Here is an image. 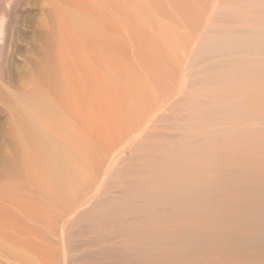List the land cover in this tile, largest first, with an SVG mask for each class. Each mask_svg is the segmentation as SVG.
I'll list each match as a JSON object with an SVG mask.
<instances>
[{
  "label": "rangeland",
  "instance_id": "rangeland-1",
  "mask_svg": "<svg viewBox=\"0 0 264 264\" xmlns=\"http://www.w3.org/2000/svg\"><path fill=\"white\" fill-rule=\"evenodd\" d=\"M233 1L242 0H0V253L4 264H87L86 256L97 248L91 245L88 221L78 222L79 213L91 207L95 197L118 194V188L107 184L109 180H123L126 174L119 170L139 162L129 157L148 152L128 145V134L125 137L122 131L126 130L117 123L127 127L136 116L142 125L147 116L146 127L136 128L145 143L174 133L172 122L163 116L185 95H193V81L201 74L197 68L202 65L200 47L205 45L201 44L220 26L219 16L237 7ZM156 77L163 80L157 84ZM122 107L134 113L125 117L127 113L117 112ZM129 116L132 120L126 121ZM131 125L127 130L133 126L130 131H136L138 125ZM106 135L108 140L114 141L116 135L124 140L123 154L115 162L104 147L110 145L105 142L111 143ZM96 146L111 160L105 155L107 161L100 158ZM92 153L98 158L86 156ZM89 157L97 159L92 158L93 165L91 158L87 163ZM107 241L111 243H102L108 245Z\"/></svg>",
  "mask_w": 264,
  "mask_h": 264
},
{
  "label": "bare ground",
  "instance_id": "bare-ground-1",
  "mask_svg": "<svg viewBox=\"0 0 264 264\" xmlns=\"http://www.w3.org/2000/svg\"><path fill=\"white\" fill-rule=\"evenodd\" d=\"M242 1L230 11L221 10L220 26L211 24L216 30L200 42L205 46H198L202 65L195 67L202 75H194L196 90L191 86L193 95L176 99L172 111L171 105L163 116L172 122L174 133L145 143L137 130L147 116L138 125L136 116V121L130 117L133 111L127 113L130 108L117 111L127 113L125 117L131 113L126 121L138 125L136 132L127 122L133 129L129 132L126 124L117 123L126 130L125 137L128 134L127 144L148 152H132L129 160L140 163L118 169L125 179L119 174L123 180H109L118 194L95 197L93 205L79 213L78 222L88 221L87 233L97 248L84 259L87 264H264V0ZM117 135L114 141L104 136L111 143L101 142L110 144L104 147L114 162L123 154L124 140ZM92 154L86 156L98 158ZM90 158L93 165L96 158H85L87 163ZM107 176L111 178L110 172ZM0 264H4L1 253Z\"/></svg>",
  "mask_w": 264,
  "mask_h": 264
}]
</instances>
